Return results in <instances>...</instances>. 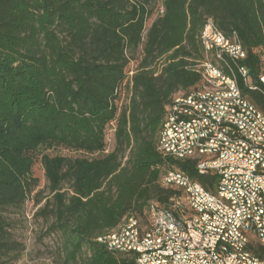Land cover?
<instances>
[{"label":"trees","instance_id":"obj_1","mask_svg":"<svg viewBox=\"0 0 264 264\" xmlns=\"http://www.w3.org/2000/svg\"><path fill=\"white\" fill-rule=\"evenodd\" d=\"M208 19L239 35L262 91L239 87L264 114V0H0V213L24 205L40 163L52 199L39 214L64 240L58 264H136L97 239L128 216L147 220L152 203L180 217L184 192L162 186L165 173L214 192L217 175L157 149L173 97L201 83ZM128 53L141 54L136 69ZM1 220L7 264L17 243Z\"/></svg>","mask_w":264,"mask_h":264},{"label":"built area","instance_id":"obj_2","mask_svg":"<svg viewBox=\"0 0 264 264\" xmlns=\"http://www.w3.org/2000/svg\"><path fill=\"white\" fill-rule=\"evenodd\" d=\"M200 42L194 70L201 83L173 97L157 149L195 160L200 175L215 174L218 182L211 192L183 172L165 173L162 186L184 192L174 199L180 217L152 203L145 224L128 216L97 239L111 252L137 255L136 264H264V114L239 79L262 90L243 65L247 51L237 33L208 19Z\"/></svg>","mask_w":264,"mask_h":264},{"label":"rangeland","instance_id":"obj_3","mask_svg":"<svg viewBox=\"0 0 264 264\" xmlns=\"http://www.w3.org/2000/svg\"><path fill=\"white\" fill-rule=\"evenodd\" d=\"M128 57L130 59L129 66L136 69L141 54L128 53ZM106 141L113 149V135L110 131L107 132ZM58 153L67 156L73 155L65 150L52 152V154ZM33 178L36 179L37 184L24 205L10 207L0 213L1 221L5 223L9 238L17 243V251L4 258L7 264H58L60 261L64 240L55 232H51L52 219L39 214L52 199L47 179H45V171L40 163L34 168ZM68 188L66 185L65 189L68 190ZM141 221L143 224L146 223L145 219H141Z\"/></svg>","mask_w":264,"mask_h":264}]
</instances>
